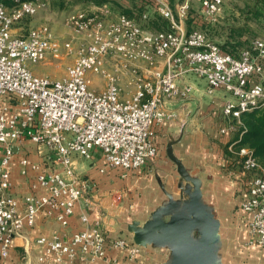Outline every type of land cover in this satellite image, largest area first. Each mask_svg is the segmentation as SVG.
Segmentation results:
<instances>
[{"label":"built area","instance_id":"obj_1","mask_svg":"<svg viewBox=\"0 0 264 264\" xmlns=\"http://www.w3.org/2000/svg\"><path fill=\"white\" fill-rule=\"evenodd\" d=\"M151 1L170 31H151L115 15L108 5L94 6L66 19L67 26L84 36L81 43L59 40L47 25L26 32L20 28L46 8L41 0L0 3V264L9 260L13 240L35 227L40 211L58 212V221L67 228L76 207L91 200L95 184L80 174L77 159L92 161L97 154L122 178L155 160V127L168 118L164 102L187 96L179 84L188 76L204 79L211 93L231 97L222 110L228 123L222 134L236 133L243 113L264 109V39L235 57L205 31L187 29L192 2L199 4L205 24L214 25L223 20L227 0H182L174 6L169 0ZM149 18L145 12L142 21ZM65 58L70 64L62 80L30 68ZM139 62H163L162 70H142L135 66ZM92 75L104 80L102 91L93 89ZM127 77L136 88L131 99L124 97L121 85ZM27 141L37 147L41 160L20 159L24 176L36 174L21 215L11 193L12 163ZM230 150L247 180L241 210L250 216L249 235L264 249V168L251 150ZM43 191L46 195L40 197ZM82 220L86 227L67 239L55 235L38 240L41 264L111 263L113 251L127 253L131 260L141 252L128 239L111 237L99 224L91 226L86 216Z\"/></svg>","mask_w":264,"mask_h":264},{"label":"crops","instance_id":"obj_2","mask_svg":"<svg viewBox=\"0 0 264 264\" xmlns=\"http://www.w3.org/2000/svg\"><path fill=\"white\" fill-rule=\"evenodd\" d=\"M227 25L226 22L222 27L221 44L226 40ZM162 66L163 62L155 65V73L160 72ZM121 85L122 89L124 86L136 89L130 85L129 77ZM179 89L187 90V96L165 101L168 118L155 127L157 158L126 178L112 171L97 154L92 161L77 159L75 166L80 174L95 184V190L90 193L91 200L76 207L67 228L58 221V212L49 214V208L40 211L35 227L26 229L21 237L13 240L6 264H41L39 257L43 249L38 240L55 235L67 239L86 227L83 216L88 218L91 226L104 227L111 237L133 242L128 231L132 221L145 223L156 211L174 204L180 206L169 209V217L182 211L195 192L193 183L187 180L189 177L200 186L201 204L219 222L218 264H264V249L252 243L253 238L249 235L250 216L241 210L248 187L247 180L234 165L235 157L230 150L236 133L221 132L228 127L222 110L231 97L223 92L211 93L207 82L193 75L181 82ZM2 154L0 148V160ZM27 155L33 161L41 160L37 147L27 141L20 145V152L12 163L11 193L19 202L21 215L24 197L29 194L36 176L34 172L28 176L22 174L20 159ZM38 195L44 196L46 191ZM109 257L111 263L77 261L74 264H169L171 251L148 246L133 260L122 252L113 251Z\"/></svg>","mask_w":264,"mask_h":264},{"label":"water","instance_id":"obj_3","mask_svg":"<svg viewBox=\"0 0 264 264\" xmlns=\"http://www.w3.org/2000/svg\"><path fill=\"white\" fill-rule=\"evenodd\" d=\"M187 180L193 183L195 192L182 211L169 217V209L180 206L174 204L156 211L145 223L132 221L128 226L131 243L140 251L148 246L169 249V264H218L219 222L201 204L199 184L190 177Z\"/></svg>","mask_w":264,"mask_h":264},{"label":"trees","instance_id":"obj_4","mask_svg":"<svg viewBox=\"0 0 264 264\" xmlns=\"http://www.w3.org/2000/svg\"><path fill=\"white\" fill-rule=\"evenodd\" d=\"M47 4L51 5L55 10H65L69 0H45ZM245 3V8L242 9V15L247 21H252L259 26H264V0H252V2ZM125 2V3H124ZM7 6H12V0H0ZM77 3L83 5H115L118 14L125 15L128 18L134 19L148 30L155 32L170 31V23L161 17L158 13L152 11L151 0H78ZM172 6H174L171 3ZM111 9L113 6H110ZM114 10V9H113ZM115 11V10H114ZM145 12H150V18L147 22L142 21V16ZM205 22L200 15L193 14L189 11L187 19V29L201 30L205 27ZM229 30V33L227 32ZM205 31V30H203ZM227 32V33H226ZM225 34L226 40L222 49L238 57L240 52L248 48L256 36L253 30L246 27L235 25H227ZM252 38H256L253 39ZM241 127L235 134L233 142L234 151H239L243 148L249 149L254 153L255 158L259 164L264 168V109L255 110L253 112L243 113L239 119ZM235 123L238 121L235 120Z\"/></svg>","mask_w":264,"mask_h":264},{"label":"rangeland","instance_id":"obj_5","mask_svg":"<svg viewBox=\"0 0 264 264\" xmlns=\"http://www.w3.org/2000/svg\"><path fill=\"white\" fill-rule=\"evenodd\" d=\"M42 2H45V0H41ZM70 3L67 4L65 10H54L51 5L47 4L46 8L44 10H41L36 16L32 18L25 19L20 28L26 32L31 28H35L41 25H47L53 32V34L61 41H67L71 39L77 40V42H84V36L76 33L73 28L66 25V19L69 15L77 12L78 10H87L92 11L91 7L93 5H83L81 3H77L78 0H69ZM170 3L173 5H176L177 2H181L182 0H169ZM247 2H252V0H248ZM125 3V2H124ZM246 0H227L226 6H225V13L223 20H221L219 23L211 25V24H205L206 26L204 29L209 38L219 45L223 46L224 44H221L219 40L221 39L220 35L222 34V27L224 23H229L230 25L240 26V27H246L248 29L253 30L255 34H258L256 38H263L264 39V26H259L258 24L247 21L245 19V16L242 15V9L245 8ZM91 6V7H90ZM113 6L112 10L114 11V14L117 15L118 11L116 10L115 5ZM192 12L193 14H199L198 11L200 9V6L197 2H192ZM153 11V10H152ZM154 12V11H153ZM149 14H152L148 12ZM229 33V30L227 31ZM226 32V33H227ZM256 38H252L256 39ZM70 64L69 59L65 58L62 61H54L50 60L48 63H45L43 65L39 66H30L37 75L49 77L53 80H62L66 74H67V66ZM135 66L141 68L142 70H151L154 69L155 66L146 64V63H136ZM63 74V76L61 75ZM93 83L95 86H93V89L97 91H102L104 89V80L96 75L91 76ZM123 93L125 94L127 98H130L132 94L136 93V89L127 88L124 86ZM89 164H86L88 166Z\"/></svg>","mask_w":264,"mask_h":264}]
</instances>
